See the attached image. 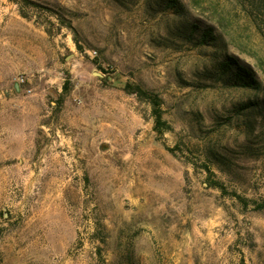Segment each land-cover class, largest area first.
<instances>
[{
    "label": "rangeland",
    "instance_id": "374dc122",
    "mask_svg": "<svg viewBox=\"0 0 264 264\" xmlns=\"http://www.w3.org/2000/svg\"><path fill=\"white\" fill-rule=\"evenodd\" d=\"M0 264H264V0H0Z\"/></svg>",
    "mask_w": 264,
    "mask_h": 264
},
{
    "label": "trees",
    "instance_id": "16d2710c",
    "mask_svg": "<svg viewBox=\"0 0 264 264\" xmlns=\"http://www.w3.org/2000/svg\"><path fill=\"white\" fill-rule=\"evenodd\" d=\"M239 71L243 72L244 75L247 77L248 81L244 82L246 86H254L255 80L252 77L251 73L246 71L244 68H239ZM133 93H137L139 97H145L148 99V101L152 104V111H153V116L155 118V129L157 131H162V128L166 125V123L162 120L161 116V100L154 94L149 93L146 90H142L139 87H133L132 88Z\"/></svg>",
    "mask_w": 264,
    "mask_h": 264
},
{
    "label": "built area",
    "instance_id": "2783aa9c",
    "mask_svg": "<svg viewBox=\"0 0 264 264\" xmlns=\"http://www.w3.org/2000/svg\"><path fill=\"white\" fill-rule=\"evenodd\" d=\"M21 80H23V79H21Z\"/></svg>",
    "mask_w": 264,
    "mask_h": 264
}]
</instances>
